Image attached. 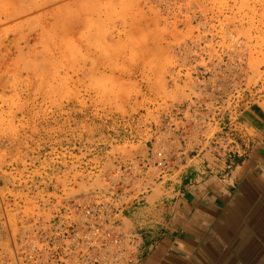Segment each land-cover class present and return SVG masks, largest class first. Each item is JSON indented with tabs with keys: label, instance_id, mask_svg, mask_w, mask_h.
I'll use <instances>...</instances> for the list:
<instances>
[{
	"label": "rangeland",
	"instance_id": "rangeland-1",
	"mask_svg": "<svg viewBox=\"0 0 264 264\" xmlns=\"http://www.w3.org/2000/svg\"><path fill=\"white\" fill-rule=\"evenodd\" d=\"M43 1L0 0V244L6 220L102 190L170 120L188 138L218 97L264 106V0Z\"/></svg>",
	"mask_w": 264,
	"mask_h": 264
},
{
	"label": "built area",
	"instance_id": "built-area-1",
	"mask_svg": "<svg viewBox=\"0 0 264 264\" xmlns=\"http://www.w3.org/2000/svg\"><path fill=\"white\" fill-rule=\"evenodd\" d=\"M218 78L221 93L227 79ZM219 99L213 128L192 123L186 126L188 138H182L184 130L170 120L157 128L147 156L107 173L105 187L95 195L69 200L50 219L27 221L20 231L6 220L8 243L0 244V264H137L143 230L134 225L129 210L146 202L157 185L172 182L187 156L208 151L232 164L245 152L237 124L245 105L234 98L232 108L224 109L227 103L221 106ZM213 113L205 121L213 122Z\"/></svg>",
	"mask_w": 264,
	"mask_h": 264
},
{
	"label": "crops",
	"instance_id": "crops-1",
	"mask_svg": "<svg viewBox=\"0 0 264 264\" xmlns=\"http://www.w3.org/2000/svg\"><path fill=\"white\" fill-rule=\"evenodd\" d=\"M237 124L246 149L234 163L187 156L157 201L129 210L143 230L137 264H264L261 102L243 106Z\"/></svg>",
	"mask_w": 264,
	"mask_h": 264
},
{
	"label": "bare ground",
	"instance_id": "bare-ground-1",
	"mask_svg": "<svg viewBox=\"0 0 264 264\" xmlns=\"http://www.w3.org/2000/svg\"><path fill=\"white\" fill-rule=\"evenodd\" d=\"M25 1H26V0H25ZM45 1H47V0H44L43 3H44ZM48 1L52 2V0H48ZM48 1H47V3H49ZM53 1H54V0H53ZM23 2H24V1H23ZM28 3H29V0H28ZM28 3H27V5H28ZM25 4H26V3H25ZM40 4H41V3H40ZM40 4H39V5H38V4H37V5L35 4L34 6H41V5H43V4H41V5H40ZM44 4H45V3H44ZM30 6H31L32 8L29 7V6H27L28 12L30 11L29 8H30V9H33V6H32V5H30ZM28 7H29V8H28ZM12 8H13V7H12ZM19 8H20V7H19ZM34 8H35V7H34ZM16 9H17V8H16ZM14 10H15V8H14ZM9 11H11V9H10ZM25 11H26V6H25V8H23V9L21 8V10H19V11H17V12L20 13V14H18V15H21V13H23V12H25ZM2 14H3V13H2ZM5 14H6V12H5ZM7 14H8V13H7ZM23 14H24V13H23ZM11 15H12V14H11ZM13 15H14V13H13ZM13 15H12V16H13ZM18 15H17V16H18ZM5 16H6V15H5ZM9 17H10V16H9ZM4 18H7V19H5V21H6V20H9L8 17H4ZM10 19H12V18H10ZM23 21H24V20H23ZM26 22H27V21H26Z\"/></svg>",
	"mask_w": 264,
	"mask_h": 264
}]
</instances>
